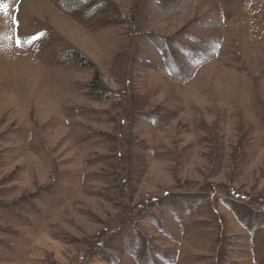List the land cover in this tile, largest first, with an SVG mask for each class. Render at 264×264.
Instances as JSON below:
<instances>
[{
    "label": "rangeland",
    "instance_id": "rangeland-1",
    "mask_svg": "<svg viewBox=\"0 0 264 264\" xmlns=\"http://www.w3.org/2000/svg\"><path fill=\"white\" fill-rule=\"evenodd\" d=\"M0 264H264V0H0Z\"/></svg>",
    "mask_w": 264,
    "mask_h": 264
},
{
    "label": "snow or ice",
    "instance_id": "snow-or-ice-1",
    "mask_svg": "<svg viewBox=\"0 0 264 264\" xmlns=\"http://www.w3.org/2000/svg\"><path fill=\"white\" fill-rule=\"evenodd\" d=\"M13 23H16V21H15V20H13Z\"/></svg>",
    "mask_w": 264,
    "mask_h": 264
},
{
    "label": "trees",
    "instance_id": "trees-1",
    "mask_svg": "<svg viewBox=\"0 0 264 264\" xmlns=\"http://www.w3.org/2000/svg\"><path fill=\"white\" fill-rule=\"evenodd\" d=\"M76 60H78V59H76Z\"/></svg>",
    "mask_w": 264,
    "mask_h": 264
}]
</instances>
